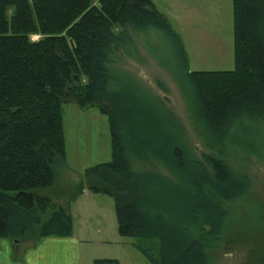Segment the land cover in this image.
Masks as SVG:
<instances>
[{
    "label": "trees",
    "instance_id": "trees-1",
    "mask_svg": "<svg viewBox=\"0 0 264 264\" xmlns=\"http://www.w3.org/2000/svg\"><path fill=\"white\" fill-rule=\"evenodd\" d=\"M231 2L233 68L190 70L179 34L152 0H0V238L72 235L68 210L38 190L65 164L62 105L73 102L107 117L112 158L83 177L90 193L113 198L118 234L138 238L132 246L150 264H210L225 205L251 186L225 160V144L264 142V0ZM152 28L169 40L194 101L209 149L200 158L184 148L167 98L115 67ZM150 158L173 177L140 169Z\"/></svg>",
    "mask_w": 264,
    "mask_h": 264
},
{
    "label": "rangeland",
    "instance_id": "rangeland-1",
    "mask_svg": "<svg viewBox=\"0 0 264 264\" xmlns=\"http://www.w3.org/2000/svg\"><path fill=\"white\" fill-rule=\"evenodd\" d=\"M185 33V38L179 36L188 56L190 70L233 68L232 26L227 31L210 32L211 39L204 46L199 45L200 38L195 32ZM219 33L223 36L221 45L214 46L217 44L214 37H218ZM37 38V35L32 36V39ZM135 41L131 56L120 55L121 59L115 67L133 76L150 94L167 98L164 103L174 112L182 128L184 148L200 158L201 152L209 149L197 132L200 121L195 113L194 101L175 73L173 49L169 40L162 32L152 28L137 34ZM204 42L206 39H203ZM62 118L65 164L59 169L52 186L38 190V193L48 194L55 201L68 200L86 190L88 182L83 177V170L112 158L108 120L96 107L80 108L73 102L64 103ZM247 140L246 147L234 146L229 141L224 147L225 160L229 166L237 173L246 174L251 186L240 198L225 205L227 217L218 248L209 250L210 264H264V142L258 139L251 141L249 137ZM138 165L142 170H153L173 177L155 159L140 161ZM92 196L88 209L82 210L78 205L74 207L73 216L77 226L89 225L96 237L100 235L97 229H103L102 235L109 242L93 245L96 258H115L119 264H150L131 246L139 242L138 238L121 237L118 234L113 198L103 194ZM33 242V238L21 240L22 247Z\"/></svg>",
    "mask_w": 264,
    "mask_h": 264
},
{
    "label": "crops",
    "instance_id": "crops-1",
    "mask_svg": "<svg viewBox=\"0 0 264 264\" xmlns=\"http://www.w3.org/2000/svg\"><path fill=\"white\" fill-rule=\"evenodd\" d=\"M152 2L181 38L186 37L185 32L193 31L200 38V46H204L211 39L210 32L227 31L232 26L231 0H152ZM214 38L217 41L214 46H220L223 36L219 33V36ZM203 39H206V42L202 43ZM41 194L50 197L48 194ZM91 197L94 196L87 189L68 200L55 201L50 197L53 202L65 207L71 214L72 235L43 237L26 247H22L21 241L0 238V264H92L96 258L93 245L106 244L109 240L102 235V228L97 229L100 235L96 237L91 233L89 225L77 226L73 216L74 207L78 205L82 210L88 209Z\"/></svg>",
    "mask_w": 264,
    "mask_h": 264
},
{
    "label": "water",
    "instance_id": "water-1",
    "mask_svg": "<svg viewBox=\"0 0 264 264\" xmlns=\"http://www.w3.org/2000/svg\"><path fill=\"white\" fill-rule=\"evenodd\" d=\"M15 241H17V240H15Z\"/></svg>",
    "mask_w": 264,
    "mask_h": 264
}]
</instances>
